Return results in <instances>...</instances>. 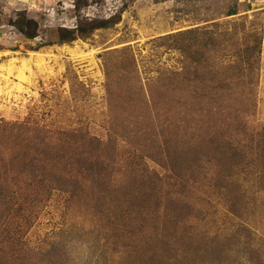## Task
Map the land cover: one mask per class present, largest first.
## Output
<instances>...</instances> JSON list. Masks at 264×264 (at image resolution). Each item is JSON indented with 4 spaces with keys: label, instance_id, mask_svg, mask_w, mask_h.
<instances>
[{
    "label": "rangeland",
    "instance_id": "374dc122",
    "mask_svg": "<svg viewBox=\"0 0 264 264\" xmlns=\"http://www.w3.org/2000/svg\"><path fill=\"white\" fill-rule=\"evenodd\" d=\"M230 2L0 0V119L27 123L0 128V264H264V0ZM196 52L233 94L195 93Z\"/></svg>",
    "mask_w": 264,
    "mask_h": 264
},
{
    "label": "trees",
    "instance_id": "16d2710c",
    "mask_svg": "<svg viewBox=\"0 0 264 264\" xmlns=\"http://www.w3.org/2000/svg\"><path fill=\"white\" fill-rule=\"evenodd\" d=\"M158 1H162V0H158ZM238 13H239L238 12V0H232V2L229 3V7H228L225 15L226 16H235V15H238ZM109 23H111V20L110 21H107V20L95 21L94 20V21H89L84 25L80 24L74 29H67V28L60 27V29L58 30V40L60 42L64 43V42L74 41L78 37H89L97 29L110 27ZM13 24L17 28V30L21 34V36L27 40L35 39L39 34V23L37 22V20L30 18V17H27V15L24 12L20 11L17 14V19L14 21ZM253 28L254 29L252 30V32L248 34L247 40H249V41H246L245 44H243V42L239 41V38L237 37V32L233 33L230 36V43H228L230 46H232V48H235V49L238 48L237 52L239 54H242V56L245 58V60H243L244 65H248V66H249V64L253 63V59H259V55L261 52V45H262V36L259 34V31L256 30V27H253ZM193 30H196V29H193ZM193 30L188 29L187 31L192 32ZM181 34L184 35L186 33H181ZM208 35H209V33H208ZM40 45H42V44H40ZM40 45H39V47H40ZM46 45H48V44H46ZM241 45H245V47L240 48ZM188 46H191V44H189ZM211 50L214 53V55L216 54L215 56H217L216 52H218V51H216L215 49H211ZM221 50H222V53L218 55L221 63L216 64V67L220 66L223 68V69L220 68V70H223L226 72H229L230 70H233L234 68H239L237 59H233V60L231 59V57H233V55L229 53L231 50L227 51V52H225L224 49H221ZM244 53H245V56H244ZM195 55H198L199 56L198 59H200V61H201V63L199 62L200 65L195 66L199 70L198 73L205 72V74L203 73V75H201V76H199V74H198V80H197L198 85H195V83H193L196 81H192V79L190 78L189 75H185V76H188L189 78L184 77L185 79H187V81L191 80L192 85L195 88L194 90H196L195 93L198 94V91H199L198 88L203 87L204 94H206L210 98L211 97L213 98V94L219 95L220 93H224V92L226 94H229V93L233 94L231 92V89H229L227 86L228 85H234L235 83L233 81H235V79H233V81H232L231 77H223L222 75L219 74L220 72H223L220 70H218L220 72H216L214 75L210 76V74H209L211 72L210 70H212L213 68L209 69V67H207V68L205 67L210 62L207 61L206 58L204 56H201L198 52H196ZM222 58H226L225 63L226 62H228V63L223 64ZM196 61H198V60H196ZM202 64H203V66H202ZM246 73H247V71H246ZM241 76H244V74L238 75L236 78H240ZM248 76L249 75L246 74V77L243 79V82L245 83V85L249 83V82H247ZM242 92H244V90ZM240 95L243 96L244 93H241ZM225 106H227V104ZM25 124H27V123H12V122L0 119V128H2V129H9L11 127H16L18 125H25ZM0 170H1V168H0ZM1 173H2V171H1ZM5 197H6V195L2 196V194H0V198H5Z\"/></svg>",
    "mask_w": 264,
    "mask_h": 264
}]
</instances>
